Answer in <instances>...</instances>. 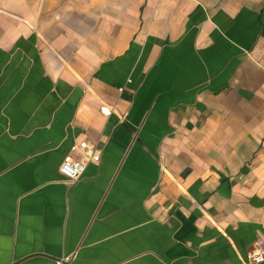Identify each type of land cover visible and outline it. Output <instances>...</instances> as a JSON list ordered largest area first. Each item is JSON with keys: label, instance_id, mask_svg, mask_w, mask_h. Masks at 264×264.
<instances>
[{"label": "crops", "instance_id": "1", "mask_svg": "<svg viewBox=\"0 0 264 264\" xmlns=\"http://www.w3.org/2000/svg\"><path fill=\"white\" fill-rule=\"evenodd\" d=\"M81 141L99 158L71 180ZM257 247L264 0H0V264H247Z\"/></svg>", "mask_w": 264, "mask_h": 264}, {"label": "built area", "instance_id": "2", "mask_svg": "<svg viewBox=\"0 0 264 264\" xmlns=\"http://www.w3.org/2000/svg\"><path fill=\"white\" fill-rule=\"evenodd\" d=\"M101 111L105 114H109L108 106H101ZM72 151H78L80 156L73 157L67 155L63 158L59 165V171L71 180L77 179L84 170L85 163L87 160H97L99 154L95 150L92 144L86 141H81L77 144L70 146ZM71 256H62L56 259L57 264H69ZM264 261V251L260 248L249 249L246 251V262L247 264H257Z\"/></svg>", "mask_w": 264, "mask_h": 264}]
</instances>
